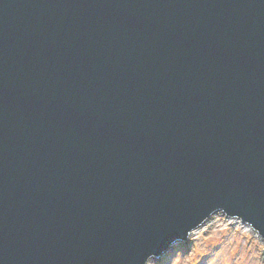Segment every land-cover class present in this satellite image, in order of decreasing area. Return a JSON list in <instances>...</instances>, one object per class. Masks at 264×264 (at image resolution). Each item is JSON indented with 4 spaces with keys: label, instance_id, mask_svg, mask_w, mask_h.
Masks as SVG:
<instances>
[{
    "label": "water",
    "instance_id": "1",
    "mask_svg": "<svg viewBox=\"0 0 264 264\" xmlns=\"http://www.w3.org/2000/svg\"><path fill=\"white\" fill-rule=\"evenodd\" d=\"M217 206L264 229V0H0V264H143Z\"/></svg>",
    "mask_w": 264,
    "mask_h": 264
},
{
    "label": "clouds",
    "instance_id": "2",
    "mask_svg": "<svg viewBox=\"0 0 264 264\" xmlns=\"http://www.w3.org/2000/svg\"><path fill=\"white\" fill-rule=\"evenodd\" d=\"M143 264H264V229L217 206L190 221L162 257L150 253Z\"/></svg>",
    "mask_w": 264,
    "mask_h": 264
},
{
    "label": "rangeland",
    "instance_id": "3",
    "mask_svg": "<svg viewBox=\"0 0 264 264\" xmlns=\"http://www.w3.org/2000/svg\"><path fill=\"white\" fill-rule=\"evenodd\" d=\"M217 247H218V245H217Z\"/></svg>",
    "mask_w": 264,
    "mask_h": 264
}]
</instances>
